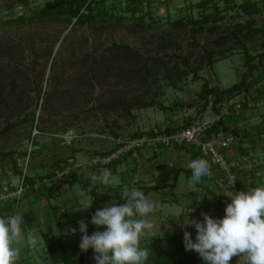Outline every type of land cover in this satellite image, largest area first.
I'll return each mask as SVG.
<instances>
[{
  "label": "rangeland",
  "instance_id": "1",
  "mask_svg": "<svg viewBox=\"0 0 264 264\" xmlns=\"http://www.w3.org/2000/svg\"><path fill=\"white\" fill-rule=\"evenodd\" d=\"M46 1L0 0V149L15 150L13 157L35 175L65 165L72 153L78 160L86 161L92 155L108 152L117 147L118 136L165 128L176 124L172 122L174 118L179 124L181 119L175 110L192 101L205 80L212 86H231L241 79L242 69H247L246 47L252 53L264 50V7L250 14H238V6L224 8L220 1L225 16L215 21L201 19L204 10L216 9L212 4L207 8L197 5L200 0H143L138 4L142 9L137 10H133L135 3L129 0H108L105 6L109 14L105 18L82 25L74 17L70 22L56 17L31 18L33 10ZM243 1L235 0L237 5ZM10 4L13 5L9 7ZM258 5L262 6V0H258ZM191 18L200 21L193 23ZM240 24L246 27L239 33V40L232 32ZM124 44L133 47L139 57L121 61L118 52ZM208 52L215 60L212 64L206 58ZM150 55L155 58L150 63H156L159 72L148 73L147 80L132 79L138 64L144 66L141 58ZM261 69L264 61L256 67L257 71ZM139 100H154V104L139 107L135 105ZM33 109L35 114H28L27 121L1 131ZM37 121L41 129L36 127ZM33 136L37 143H32ZM23 151L27 155L21 154ZM149 154L142 152L144 159ZM170 156L162 150L156 160L158 165L168 169ZM130 159L131 170L138 172L143 165ZM12 165L10 155L0 160V196L20 182ZM96 169L101 170L83 166L74 172L73 180ZM104 169L112 170L108 166ZM174 171L175 167L171 169ZM261 185L264 183L257 186ZM25 196L30 195L25 194L23 199ZM57 198L62 205L63 200ZM55 225L52 224L53 233L60 232ZM49 228L48 222L37 224L32 232L40 236V231ZM71 234L64 236L70 263L62 264L74 263L80 243L82 234ZM34 252L39 253L37 245ZM28 264L37 263L31 260Z\"/></svg>",
  "mask_w": 264,
  "mask_h": 264
},
{
  "label": "crops",
  "instance_id": "2",
  "mask_svg": "<svg viewBox=\"0 0 264 264\" xmlns=\"http://www.w3.org/2000/svg\"><path fill=\"white\" fill-rule=\"evenodd\" d=\"M244 70L246 69L243 68L242 72ZM257 73H260V70ZM219 86L224 88V86ZM177 114L176 117L180 118L179 114ZM175 119L172 122H176L174 125H177L179 121ZM225 122L228 127L241 135L240 142L228 150L229 156L241 158L252 152V155L249 156L246 162L244 161V167L238 173V181L241 188L245 191L246 185L255 187L258 184L264 183V137L261 136V133L264 132V94L256 97L252 105H246L240 115L228 116ZM148 148L150 151H148ZM162 150H167L171 155L168 160L169 162L167 161L168 169L166 170V167H160L156 161ZM145 151L150 152V156L144 159L145 155L143 154V156L142 152ZM140 156L141 160H138L130 153H127L119 159L113 160L112 165L106 164L112 168V170L109 169L111 171V177L107 184L99 182L100 194L98 200L99 203L103 204L101 208L112 201L119 203L120 199L128 196L131 189L136 188L143 191L149 199L156 201L158 207L147 217V219L154 222V228L149 233L142 235L140 239H148L157 235H168L177 232L184 234L187 231L194 241L196 236L194 226L183 224L188 218L196 220L202 219L193 213H189L186 208L189 205H199L202 203L207 205L215 204L225 208L226 204L231 202V198L224 195L228 190L219 186L216 182L221 175V170L204 158L192 145L179 146L173 151L162 146L154 151V148L146 146L140 150ZM130 158H135L139 166L143 165L141 168L137 165L139 167L138 172L131 170L132 163ZM194 158L207 160L212 172L210 177H204L202 182L196 185L195 191L189 189L187 186L188 178L191 176V170L186 167L189 160ZM136 162L134 161V163ZM171 163L172 165H170ZM107 166H97V168L104 169ZM173 167H175V171L171 172ZM92 173L99 174L97 169ZM90 174H80L77 179L75 178L73 181L64 184L58 195L49 197L42 196L38 199H33L30 196L24 197L19 212L22 213L31 209L36 219L31 226H27L24 222L22 224L24 238L18 242H14V246L20 248V256L15 261V264H28L31 260H36L37 264L68 263L71 255L67 250L64 236L67 233H72V236H79V221H85L88 226L87 231L89 235L94 231L104 230L103 228L97 229L96 226L91 224V217L95 213L91 211L92 206L86 210L82 209V211H79L85 207V201L91 203L93 198L82 186V178L90 176ZM260 174L263 175L262 178L260 177L261 179L256 177ZM123 182L125 183L121 184ZM153 185L154 187H152ZM82 190L84 191V195H81ZM57 197L63 200L62 205L57 203L59 202V198ZM88 197H91V199L88 200ZM90 212H92V215H90ZM47 222L51 225V228H49L50 231L47 229L40 231V236H37L38 241L36 244L39 253H35V247H29L26 243L27 233L32 231L34 225H45ZM54 223H56L55 226L60 232L53 233L54 227L52 224ZM72 229H76L75 233L72 232ZM43 232H47L50 235L61 234L63 236V244L67 253L65 258L58 259L55 263H53L51 258H48ZM94 254L93 249L82 252L78 243V249L74 253V263L72 264H88L89 262H94ZM38 256L43 259L44 263L40 262ZM82 258L83 262L80 261ZM27 260L29 261L27 262Z\"/></svg>",
  "mask_w": 264,
  "mask_h": 264
},
{
  "label": "clouds",
  "instance_id": "3",
  "mask_svg": "<svg viewBox=\"0 0 264 264\" xmlns=\"http://www.w3.org/2000/svg\"><path fill=\"white\" fill-rule=\"evenodd\" d=\"M186 167L191 170L187 186L193 191L204 177L212 175L209 162L202 158L189 160ZM110 177L109 169H101L99 174L91 173L87 191L91 192L97 182L107 184ZM81 195H84L83 190ZM224 195L230 197L231 202L226 204L222 218L202 212V220L188 218L183 224L194 226L196 230L195 241L189 232H184L185 249L198 253L204 264H229L233 257H238L237 264H264V185L248 187L247 191L228 190ZM91 206L85 201L81 209ZM157 207L158 203L143 191L131 189L126 202L112 201L92 215L91 224L103 231L89 235L85 221L78 222L82 234L80 250L93 249L96 264H146L149 252L140 247V237L154 228V222L147 217ZM22 224L23 217L19 213L0 217V264H15L19 259L20 248L15 247L14 242L24 238ZM75 231L72 229L73 233ZM37 241L38 237L29 231L27 245L35 247Z\"/></svg>",
  "mask_w": 264,
  "mask_h": 264
},
{
  "label": "trees",
  "instance_id": "4",
  "mask_svg": "<svg viewBox=\"0 0 264 264\" xmlns=\"http://www.w3.org/2000/svg\"><path fill=\"white\" fill-rule=\"evenodd\" d=\"M19 1L24 3L27 2V0H12V2H19ZM106 1L108 0H48L42 7L35 8L33 10L31 18L34 17L37 20H44L47 18L56 17V18L67 19L70 22L74 17L76 18L75 22L79 24L82 25L91 24L98 17L105 18L109 14L105 6ZM129 1L135 3L133 6V10L142 9L141 8L142 6L140 7L138 6V4L141 3L143 0H129ZM220 1L224 2V6H223L224 8L227 7L234 8L238 6L239 7V11L237 12L238 14H244V13L250 14L264 7V0H262V6L258 5V0L255 1L244 0L238 5L236 4L237 2H235V0H200V2L197 5L207 8L208 6H210V4H212L216 9L215 12L204 10L201 19L206 20L212 18L215 21L222 19L225 16V14H223L222 10L220 9L219 6ZM12 5L13 4H10L9 7H11ZM18 17L24 18V16H18ZM183 21H184L183 18H181L180 22ZM189 21L195 23L197 21H200V19L191 18ZM245 27L246 24H240L239 29L233 31L232 35L240 40L241 38L239 36V33L243 31ZM225 37L226 36H224V38ZM164 45H166V43H164ZM120 47L123 49L118 52V58L121 61L122 60L132 61V59H137L139 57V53H137L133 47L125 44L120 45ZM124 49L129 51L125 52ZM206 58L210 62V64L215 62L212 56V52H208ZM141 59H142V64L144 66L138 64L137 71L134 72L135 76L132 79L137 77V79L147 80L148 73H153V75H156L159 72V66L154 62L150 63V59L155 60L153 56L151 55L145 56ZM261 61L262 62L264 61V50L256 53H252L246 47L245 56H244V65L247 66V69L243 71L241 79H239L237 82H234L231 86H227L224 88H221L219 85L212 86L208 80H205L202 88L199 90L198 95L204 97L207 93L213 92L214 94H216L218 99H222L224 96L228 95L229 93L237 89L243 87L245 88L249 87L254 80H258L261 77V73H257L256 70V67L258 66V62L261 63ZM185 62L187 63V61ZM139 71L141 72L140 74ZM194 74H196L195 70H194ZM263 94H264V84L260 89L257 90V93L253 98L255 99L256 97L261 96ZM187 103L189 102L187 101L182 103L181 105H178L177 110H175L176 113H178L181 107ZM153 104H154V100H150L148 102L139 100V102L138 101L135 102V105L139 107L153 105ZM35 111L36 109L26 112L19 120H17L16 122L8 123L1 131L3 132L10 130L13 126L22 123L24 121H27L28 114H30L31 112L35 114ZM34 121L35 119H33V122ZM35 125L36 127H40L38 121L36 122ZM178 127H180L179 124L177 125L169 124L165 126L164 130L169 132L176 130ZM112 131L116 133V130H112ZM142 132L144 131H137L132 136L141 135ZM148 132L152 133V129H150ZM31 140L33 144L37 143L38 141L34 136L32 137ZM115 148L111 149L110 151L114 150ZM110 151L108 152L105 151L97 154L103 155L109 153ZM14 152L15 150L4 151L0 149V160H2L7 155L12 156V162H13L12 169L15 173H18L20 175V180H23L26 189L19 198L9 197L6 199H0V217H7L16 212L20 213L19 210L21 208L22 199L25 194L30 195V197L33 199H38L42 196L49 197L52 195L54 196L60 194L61 187L64 184L73 181L74 172L76 171L74 170L72 172L71 179H69V177L55 178L54 175L56 173V170L62 169L64 167L63 164L60 167H58L56 170H51L49 172L40 175H35L33 173L27 172L26 168L23 169L21 167V165L17 160V157L15 156L13 157ZM21 154L25 156L27 155V151H23ZM70 156L76 158V156L73 155V153ZM113 162L114 161H111L107 165H112ZM37 181H40L39 187L35 186ZM17 185L9 186V189L14 190L18 187ZM90 185H91V180L89 176L82 178L83 189L88 194H91V196L93 197L91 200V204L93 207L91 211L95 212L98 208H101L103 206L102 203L98 202L99 194H100L99 193L100 184L99 182H97L96 185L92 187L91 192H88L87 189L89 188ZM152 187H154V185ZM126 197L120 199L119 203L126 202ZM92 212H90V215H92ZM20 214L23 217L24 224H26L27 226H31L36 219V216L31 209H28ZM43 238L45 240V245L47 246L48 258H51L53 260V263L57 262L58 259L65 258L67 256L63 244V236L61 234L50 235L47 232H43ZM140 247L148 249L149 256L146 264H204V261L198 255V253L192 250L185 249L183 233L180 232L172 233L168 235H157L148 239H140ZM80 261L83 262V258ZM88 264H96V262L95 261L89 262Z\"/></svg>",
  "mask_w": 264,
  "mask_h": 264
},
{
  "label": "built area",
  "instance_id": "5",
  "mask_svg": "<svg viewBox=\"0 0 264 264\" xmlns=\"http://www.w3.org/2000/svg\"><path fill=\"white\" fill-rule=\"evenodd\" d=\"M260 73L261 77L254 80L249 87L237 89L222 99H218L213 92L207 93L204 97L196 94L195 98L182 106L178 112L181 122L179 123L180 127L176 130L168 132L164 128L154 127L152 133H149L148 130L138 136H118L116 138L117 147L114 150L103 155L96 154L86 161L69 156L67 163L62 169L56 170L54 177H69L71 179L74 170L81 169L83 166H105L127 153L140 160V150L146 146L152 147L154 150L162 146L173 151L179 146L192 145L204 158L221 170V175L216 180L219 186L233 192L243 191L238 181V173L252 152L241 158L229 156L228 150L240 142L241 135L228 127L225 120L230 115H240L246 105L253 104V97L264 84V69H261ZM261 136L264 137V132L261 133ZM64 137L70 143L69 135ZM232 183H234L233 186H231ZM39 185L40 181H37L35 186L39 187ZM17 186L14 190L8 189L0 196V199L19 198L26 186L23 180H20ZM193 208L195 211L191 212ZM224 209L215 204L207 205L205 203L189 205L186 208L189 213L195 214L200 219H203L202 212L208 213L212 217L222 218L225 215ZM237 260L238 257H233L229 264H237Z\"/></svg>",
  "mask_w": 264,
  "mask_h": 264
}]
</instances>
